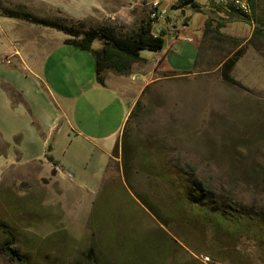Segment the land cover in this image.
Here are the masks:
<instances>
[{"label":"rangeland","instance_id":"1","mask_svg":"<svg viewBox=\"0 0 264 264\" xmlns=\"http://www.w3.org/2000/svg\"><path fill=\"white\" fill-rule=\"evenodd\" d=\"M98 1L100 11L73 20L81 32L110 26L127 36L154 10L141 0ZM176 1H159L166 15L157 21L156 30L166 23L173 26L166 32L163 51H142L145 62L128 73L135 85L154 70L158 79L138 99L141 106L130 125L127 147L118 156L112 150L110 160L72 130L60 97L64 83L76 92L79 81L96 76L92 55L78 47L58 50L43 74L44 56L25 48L31 67L42 62L37 66L44 80L40 82L23 69L16 51H21L23 40L37 37L34 30H49L0 16V90L11 100L6 111L0 98V223L14 232V248L30 264H92L90 251L99 264H264V241L252 232L255 224H248L241 235L226 234L211 225L184 221L177 204V180L184 167L215 191L230 195L241 209L264 212V38L254 37L255 26L264 28V0H256L250 24L222 21L224 14L210 9L209 0H196L206 13L189 7L178 10ZM217 1L231 6L230 0ZM0 4L69 19L34 0ZM220 22L226 26L218 31ZM175 28L181 38L193 42L177 39ZM43 31L38 37L51 39ZM93 47L100 48V41ZM235 57L239 60L230 75L239 85L223 77V65ZM30 79L38 90L33 88V98L24 100L13 83ZM47 83L54 95L46 90ZM82 102L72 103V108L77 106L75 118H83L85 128L105 120V114L98 115V96ZM54 116L61 125L59 135L33 151L41 160L55 152L61 166L25 162L22 140L40 117ZM91 173L102 180L87 179ZM5 243L0 230V264H22L3 250Z\"/></svg>","mask_w":264,"mask_h":264},{"label":"trees","instance_id":"2","mask_svg":"<svg viewBox=\"0 0 264 264\" xmlns=\"http://www.w3.org/2000/svg\"><path fill=\"white\" fill-rule=\"evenodd\" d=\"M252 14L250 16L237 12L232 6L228 8L223 2L217 0H209V8L215 13H223L225 18L230 21H241L247 24L251 23L253 15H255L256 0H251ZM174 7L184 10L186 7L193 9L195 12L206 13L203 5L196 0H178L174 3ZM158 5L156 7V10ZM0 16L24 21L31 25L54 29L65 34L68 38L66 44L80 48L83 51H91L95 58L96 80L99 85L105 84V75L108 72L117 75H125L129 73L133 64L142 61L141 52L150 51L160 53L165 46L166 33L159 35L153 33V24L156 22L152 19L144 21L132 34L127 36L118 35L115 28L110 26H102L93 28L88 31L81 32V25L72 19L64 18H48L34 15L25 8L11 9L5 8L0 4ZM211 26L210 21L206 23V27ZM224 23L217 24V30L224 28ZM254 37L264 38V28L260 26L254 27ZM100 41L101 47L93 50V44ZM239 57L230 59L223 65L224 80L239 85L231 78V71L235 67ZM8 87V86H7ZM12 90V88H9ZM22 97V94H21ZM141 103L138 101L131 110L130 115L125 123L120 140H118L113 149V156H118L120 151H124L127 147L130 135V125L138 116ZM149 169L148 167L146 168ZM179 178L177 180L180 185V199L178 207L183 220L188 222H201L211 225L216 229L220 228L224 233L230 235L242 234L246 231L248 224L253 223L252 232L258 238L264 241V212H256L254 210H243L228 194H221L212 187L206 185L199 180L193 172L188 168H180ZM251 228V227H250ZM0 230L6 236V243L3 250L11 259L17 260L22 264H30L26 258H22L18 249L14 248L17 244V237L14 232L3 223H0ZM90 251L89 258L92 264H99L94 254Z\"/></svg>","mask_w":264,"mask_h":264},{"label":"crops","instance_id":"3","mask_svg":"<svg viewBox=\"0 0 264 264\" xmlns=\"http://www.w3.org/2000/svg\"><path fill=\"white\" fill-rule=\"evenodd\" d=\"M37 3L41 5H46L52 9H54L56 12L58 11L60 14L62 13L64 16L68 17L69 19L76 20V21H81L86 19L88 16L92 14L94 11H100L101 8L100 6L102 3H100L98 0H34ZM145 2L148 5H158L157 10L162 12L165 11V9H162L160 7L161 3H159L160 0H154L153 3L147 2V0H141ZM175 3V2H174ZM173 3V4H174ZM180 10V9H178ZM158 23V22H157ZM156 23V24H157ZM156 26V25H155ZM153 26V32H157L158 30L157 27ZM169 23H166L165 27L162 30V32L166 33L167 31L170 30ZM49 31H43L41 29L40 31H43L45 33H49L51 35V39H46L43 37H38L40 34L39 32L35 31V34L37 37L35 39H25L22 42V48L21 51L17 52L16 54L21 57V66L23 69L28 72L32 73L33 76L41 82L43 78L40 76L39 73V67L38 65H41L42 62L40 61L37 66H32L26 59L24 55V49L27 47H32V49L39 53L41 56H44L46 59L45 66H44V73H46V68L48 66L49 61L52 59L53 52H56L58 50L64 51L68 50V48H73L74 50H78V48L66 44L65 40L68 37H60L56 34H53L52 32L56 31L54 29H49L46 28ZM179 30L175 28L173 31L175 36L178 33ZM59 32V31H58ZM61 33V32H60ZM41 38V40L39 39ZM93 50H98L100 48H95L92 47ZM80 50V49H79ZM72 51V50H71ZM83 52L82 50H80ZM74 52V51H72ZM89 52L92 55V59L95 62L94 55L91 51H86ZM161 53V52H160ZM160 53H155V55H159ZM143 60L140 61L139 63L133 64L132 68L130 71L135 69L137 66H141L142 63L145 62L144 58ZM36 67V68H35ZM155 67V66H154ZM31 68V70H30ZM35 68V69H34ZM30 71V72H29ZM129 71V72H130ZM30 73V74H31ZM156 74V71L150 72L146 78L145 81L139 85L133 84V81L135 80V77H132L130 79V76L127 74L125 75H117L112 72H108L105 75V84L104 85H99L95 77H90L88 81L81 80L78 82V88L76 92L69 91V86L66 85V83L63 84L62 87V97L61 101H64L66 104V109L67 112H65L68 116V123L72 130L74 132H78L76 134H80L82 138L85 140L89 141V143L93 144L95 147L98 146V149L101 151L103 154V158L110 160L112 150L114 149V146L116 142L118 141L119 137L122 135L125 123L130 115L131 110L134 108L135 104L137 103L138 99L144 92V90L155 80L158 79V77H155L153 75ZM34 79H30L26 83H13L15 88L19 89L23 95V99H32V94L31 90L35 88L38 90V84L35 81V85L37 87L33 86ZM44 81V80H43ZM48 87L46 86V90L52 95L54 93V90L50 87L49 83ZM73 84V82H71ZM57 88V87H56ZM54 95V94H53ZM93 95L101 100V107H97L98 115H103L105 114V120L97 121L96 122H91L87 124L88 128L84 127V119L78 120L75 118L76 115V105L74 108H72V103H79L82 102V98L89 97L92 99ZM0 98H1V104L4 110L8 111V107L11 105V100L8 95V93L0 90ZM83 104L85 102H82ZM126 104L128 105V109L126 108ZM65 108V107H64ZM101 108V109H100ZM100 109V110H99ZM70 118L73 119L74 122H71ZM37 126L35 125L34 127H31L29 130V133L24 137L22 140L21 148H22V155L23 158L25 159V162L31 163L34 161H46V164H51L55 163L57 166V169L61 166L59 161L55 158L53 154L46 155L45 160H41L38 158H41L40 155H37L35 151H33V147L37 146L39 144H42L44 147L46 144L50 143L55 135L58 132V135L60 133V128L61 125L57 121V119L54 117L51 118H46V117H40V122L37 120ZM73 124V125H72ZM77 128L79 131H76ZM87 130L86 132L92 133L93 135H85L83 132ZM4 136V135H3ZM8 141V137L5 138ZM98 141H102L103 144H99ZM106 143V145L104 144ZM56 148L58 147L59 141H56ZM104 145V146H103ZM49 147V146H48ZM54 147H50V150L54 149ZM109 163V161H108ZM108 166V165H107ZM107 169V167H106ZM104 170V172L106 171ZM92 177H87V179L100 182L101 176L98 173H91ZM94 183V182H93Z\"/></svg>","mask_w":264,"mask_h":264},{"label":"built area","instance_id":"4","mask_svg":"<svg viewBox=\"0 0 264 264\" xmlns=\"http://www.w3.org/2000/svg\"><path fill=\"white\" fill-rule=\"evenodd\" d=\"M231 6L239 13L250 16L252 14V4L251 0H230ZM157 5H154V10L152 11L151 18L152 20L156 21L153 26L156 25L157 21L163 18L166 15V11H158L156 10ZM155 35H159L162 33V30H158L157 32H153ZM177 39L186 40L189 42H193V39L191 37H180L179 33L176 34ZM160 62V60H159ZM158 62V63H159Z\"/></svg>","mask_w":264,"mask_h":264},{"label":"water","instance_id":"5","mask_svg":"<svg viewBox=\"0 0 264 264\" xmlns=\"http://www.w3.org/2000/svg\"><path fill=\"white\" fill-rule=\"evenodd\" d=\"M183 14H185V12L183 11Z\"/></svg>","mask_w":264,"mask_h":264}]
</instances>
